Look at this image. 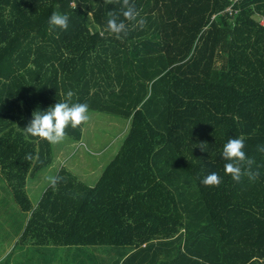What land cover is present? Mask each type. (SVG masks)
Returning <instances> with one entry per match:
<instances>
[{
	"label": "trees",
	"instance_id": "1",
	"mask_svg": "<svg viewBox=\"0 0 264 264\" xmlns=\"http://www.w3.org/2000/svg\"><path fill=\"white\" fill-rule=\"evenodd\" d=\"M130 3L147 23L125 21L117 39L107 20L122 0H0V170L28 216L18 243L64 246L76 226L100 224V243L128 244L140 228L150 236L118 264H264V0L233 13L229 0ZM53 12L69 16L67 31L49 32ZM69 90L89 111L132 121V133L96 186L108 184L107 204H89L95 189L62 168L33 206L27 179L52 152L24 127ZM82 127L66 137L80 141ZM240 136L260 166L255 181L224 172L223 145ZM211 172L218 187L201 182ZM89 208L100 212L91 223Z\"/></svg>",
	"mask_w": 264,
	"mask_h": 264
},
{
	"label": "rangeland",
	"instance_id": "2",
	"mask_svg": "<svg viewBox=\"0 0 264 264\" xmlns=\"http://www.w3.org/2000/svg\"><path fill=\"white\" fill-rule=\"evenodd\" d=\"M89 117L88 122L83 124L80 141L65 137L62 142L52 144V164L37 174L35 178H31L30 184L33 182L42 189V187L50 184L48 178L52 177L57 169L62 168L70 171L89 188L97 186L103 181L104 171L108 170L118 158L121 149L132 133V121L92 111H89ZM135 117L136 115L134 120ZM121 182L126 183L125 178L121 179ZM31 201H34L33 198ZM26 220V214L22 213L15 203L8 183L1 179L0 237L4 238L11 234H17L19 230L23 229ZM125 233L129 234L130 232L125 230ZM131 237L133 236L130 235ZM149 238L150 236L144 228H140L134 233V240L124 245L138 244L140 246L143 240ZM119 248L125 252L129 249V247L123 246ZM109 256L110 258H118L120 253H109Z\"/></svg>",
	"mask_w": 264,
	"mask_h": 264
},
{
	"label": "clouds",
	"instance_id": "3",
	"mask_svg": "<svg viewBox=\"0 0 264 264\" xmlns=\"http://www.w3.org/2000/svg\"><path fill=\"white\" fill-rule=\"evenodd\" d=\"M106 3H119L120 0H105ZM123 16V20L120 19ZM120 15L109 11L107 20V29L110 34L115 35L117 39L128 35V27L125 21H134L136 25L143 29L147 23L146 19L140 17L136 6L130 3V0H122ZM49 32L55 28H60L67 31L69 27V16L53 12L49 18ZM74 93L69 90L65 99L50 106L46 111L36 110L33 112L32 119L26 127H24L26 136L38 137L48 141L50 144H58L62 142L67 133L66 129L71 125L72 128H77L80 125L88 122L89 105L87 103L72 102ZM245 141L243 136L229 138L223 145L221 152L222 158L226 161L224 164V172L230 175L231 178L240 182L242 177H247L250 181H255L259 178V167L254 170V158L247 156L245 149ZM202 151H206L205 143H200ZM259 152L264 153V145H258ZM178 158V157H177ZM26 159L31 160L29 155ZM50 185L55 188L62 178L49 177ZM205 186L218 187L222 183V178L217 172H211L201 181Z\"/></svg>",
	"mask_w": 264,
	"mask_h": 264
},
{
	"label": "crops",
	"instance_id": "4",
	"mask_svg": "<svg viewBox=\"0 0 264 264\" xmlns=\"http://www.w3.org/2000/svg\"><path fill=\"white\" fill-rule=\"evenodd\" d=\"M59 171L60 170L57 169L52 177H56ZM1 179H3V177L0 170V180ZM30 179L31 178L27 179L26 190L31 204L35 206L39 202L46 188L50 186V184L40 189L37 187V185L33 184V182L30 184ZM104 187L105 188L103 189L96 186L91 188L95 190L88 200L89 204H91L92 206L101 207L108 203L109 197H107L106 193L109 186L107 184L104 185ZM132 187L134 189V186ZM132 192L133 190L131 188L128 199L132 200V203L134 204V200L136 198L134 199V197H132ZM31 198H33L34 201H31ZM97 212L98 211H94L90 208L88 209V217L86 218L88 223L92 222V214L94 217V214ZM27 217L28 216L26 214V218ZM94 219L96 220V218ZM80 221H82V217ZM102 230L105 232H103ZM22 232L23 229L19 230L17 234H11L9 236H5L4 238L0 237V264H118V262H120L119 259L121 258L122 253L125 252L124 250L119 248L124 246V244H116L112 242L100 243L102 236L106 237L109 235L106 229L101 227L100 224L89 225V227H86V229H84V226H82V224L81 227L76 226V228L72 232V238H70L68 243L64 246L57 247L20 244L18 243V240ZM115 234L116 236H121V234H118L116 230ZM82 236L89 237L91 242L82 243L80 241V237ZM92 238L95 239L93 240ZM126 246L129 247V245ZM109 253H120V256L118 258H110Z\"/></svg>",
	"mask_w": 264,
	"mask_h": 264
},
{
	"label": "built area",
	"instance_id": "5",
	"mask_svg": "<svg viewBox=\"0 0 264 264\" xmlns=\"http://www.w3.org/2000/svg\"><path fill=\"white\" fill-rule=\"evenodd\" d=\"M230 1V7L227 9V11L233 13L235 6H237L242 0H229Z\"/></svg>",
	"mask_w": 264,
	"mask_h": 264
}]
</instances>
